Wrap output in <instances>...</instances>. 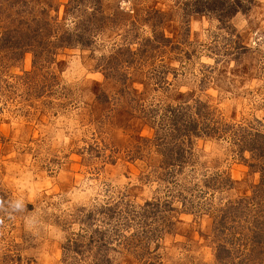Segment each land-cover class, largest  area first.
I'll return each mask as SVG.
<instances>
[{"label": "rangeland", "instance_id": "rangeland-1", "mask_svg": "<svg viewBox=\"0 0 264 264\" xmlns=\"http://www.w3.org/2000/svg\"><path fill=\"white\" fill-rule=\"evenodd\" d=\"M71 1L0 0V34L19 39L46 15L75 33ZM104 1L89 47L54 59L0 50V255L17 252L21 264H218L211 205L264 191V171L238 152L235 133L264 137V0H241L247 10L224 22L194 14V0ZM198 101L221 127L182 145L184 167H171L165 111L193 113ZM213 177L233 186L212 191ZM145 203H169L175 227L132 221ZM107 206L123 216L107 220ZM157 227L147 240L143 231ZM99 228L101 252L88 243Z\"/></svg>", "mask_w": 264, "mask_h": 264}, {"label": "trees", "instance_id": "trees-1", "mask_svg": "<svg viewBox=\"0 0 264 264\" xmlns=\"http://www.w3.org/2000/svg\"><path fill=\"white\" fill-rule=\"evenodd\" d=\"M71 2L76 5V8L80 9L79 17L81 19L78 21L76 29L80 30L83 28L81 33H78L77 30L75 33L68 30H62V33H60L57 21L52 20L53 22H51V18L46 15L49 21L43 22L44 20L35 19L34 23L38 27L32 33L22 32L20 34L22 37H19V39L12 37L10 31L4 30L0 34V50L10 49L17 57L29 52L33 53L34 58L41 59L42 56H51L54 59L58 50L89 47L91 39L85 34H91L93 32L91 29L94 26L96 30L103 28V23L106 19L104 16L105 1L73 0ZM192 5L194 14L215 15L221 22L234 17L241 10H247L241 0H194ZM44 13L45 11H42L41 15ZM9 17L12 18L11 15ZM164 40L166 42L167 39L162 36L161 41ZM155 42L157 41L147 39L148 44H155ZM183 106L168 107L165 111V119L168 120L169 126L173 128L171 130L173 135L167 138V142L168 140L170 141L167 145L172 144V146L170 148L167 147L168 153L164 160L171 167H184L182 163V158L184 157L182 145L192 144L193 137H211L218 132V127H221L217 125L218 121L213 117L214 110L210 106L198 101L193 113L189 112V108L187 109ZM235 133L242 134V137L238 136L236 138L238 152L245 153L249 151L257 166L264 171L263 135L258 132L252 133V131L244 128L239 129L238 132L236 130ZM212 180H215L213 184L210 182ZM205 184L212 191H223L233 186V182L225 177H213L205 181ZM263 192L254 193L251 197L229 201L220 207L211 205L209 214L212 219V234L216 244L215 257L218 264H264V212L261 206H259L261 207L260 210H256L258 204H260V198H264ZM184 203V206H186V202ZM175 211L169 203H166L163 208L158 204L145 203L138 211H133L131 217L132 221L143 220L145 227H149L150 222L152 225H160L159 221L161 218H165L168 214H172ZM102 213L107 220L116 219L117 216L121 217L124 214L121 211L116 214L114 207L111 206L105 207ZM102 213L100 212L99 214ZM149 219L150 222L147 223ZM163 225H165L163 228L165 233H168L175 227L176 223L165 218ZM147 229L143 231L144 237L147 240H157L161 234L160 229L158 227L150 231ZM117 232L116 230L115 233ZM89 234V245L95 243V246L98 245L97 248H99L100 252L103 251L102 249L107 245L104 241V231L99 228L89 232ZM126 240H129V238L126 237ZM71 246V251L78 254L79 244L73 243ZM12 254L0 255V264H21L19 254L17 252L14 255ZM101 258V261L96 260L93 264H111V260L108 258Z\"/></svg>", "mask_w": 264, "mask_h": 264}]
</instances>
